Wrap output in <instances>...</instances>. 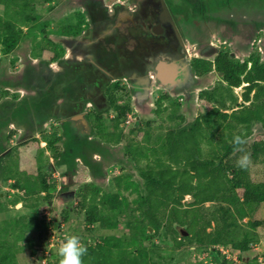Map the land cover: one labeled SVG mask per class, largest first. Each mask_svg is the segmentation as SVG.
I'll list each match as a JSON object with an SVG mask.
<instances>
[{"label": "trees", "instance_id": "obj_1", "mask_svg": "<svg viewBox=\"0 0 264 264\" xmlns=\"http://www.w3.org/2000/svg\"><path fill=\"white\" fill-rule=\"evenodd\" d=\"M35 1L0 0V44L4 47L3 53L13 49L21 38L18 24L37 20L38 15H32V10L37 7ZM60 31L77 33L68 29ZM41 32L46 31L43 29ZM51 42L48 40V44ZM53 47L51 60L62 57L60 47ZM191 64L198 76L214 68L225 82V86H214L211 90L204 89L198 93L206 109L192 121L168 130L155 127L152 132L151 128L157 124L136 120L133 127L124 133L119 127L125 121L128 107L119 103L116 104V115L110 118L108 124L112 127L111 131L105 129L107 127L102 118L100 123L99 118L95 120L99 141L105 144L110 141L113 144L124 142V154L138 170L137 180L125 167H121V173L111 178L107 191L94 183H85L79 191L71 190L74 197L62 203L64 208L56 206L57 203L52 204L54 183L48 179L54 167L49 158H60L56 144L61 137L48 138L45 134L41 135L45 147H39L34 155V173L20 171L16 177V172L5 169L2 181L11 189L24 192L7 199V194L0 191V212L7 217L0 222V264H18L16 255L26 247L32 257L42 253L47 248L52 231L49 223L34 211L40 207L49 208L57 219L53 221L55 223L51 221V225L59 226L61 221L68 220L75 197L78 199L77 208L83 210V228L89 231L92 228L95 233L89 234V242L76 236L69 249L64 251L50 248L45 264H172L174 251L183 246L189 251L194 246L199 253L206 252L213 258V264L236 263L228 262L233 260L225 258L226 255L217 259L220 255L218 246L239 251L238 259L246 256L251 248L250 242L254 240V229L264 223V219L252 217L253 210L264 203V181H254L250 174L251 164L264 165V141L258 140L245 147H241L240 143L248 136L252 120H260L264 128V100L261 99L264 86L260 85L264 82V62H260L258 54L238 62L221 50L213 62L194 58ZM242 83L246 85L238 103L233 88ZM251 91L253 94L250 97ZM107 96L111 103L115 100L117 103L119 99L113 93ZM170 100L168 94L160 96L155 100L153 112L168 111V117L183 122L184 116L178 113L180 101ZM93 111L100 113L97 108ZM140 126L145 129H141L145 139L152 144L148 145V150L139 149L138 145L144 139L140 141L134 137L141 131ZM115 131L117 134L112 135ZM202 145L211 150L207 157L198 151ZM45 150L51 155H46ZM59 169L65 178L66 170ZM9 180L12 182L7 183ZM187 195L190 201L185 202L183 199ZM18 203L21 204L20 212L9 214V210ZM191 214L196 216L194 220H189L188 215ZM244 218H248L245 224L250 226V233L241 226ZM120 227L125 229L118 231ZM178 227H184L188 234L182 235ZM34 231L36 236H28ZM155 237L160 240L166 237L167 243L163 241L162 245V241H154ZM198 261L209 264L203 259ZM260 263L263 264L262 260L253 256L249 264Z\"/></svg>", "mask_w": 264, "mask_h": 264}, {"label": "rangeland", "instance_id": "obj_2", "mask_svg": "<svg viewBox=\"0 0 264 264\" xmlns=\"http://www.w3.org/2000/svg\"><path fill=\"white\" fill-rule=\"evenodd\" d=\"M87 1L88 0H37L35 1L37 7L36 10H32V15L37 14L38 18L35 21H27L24 25H17V29H21V38L18 40L14 48L11 49L8 53H3L2 51L4 47L2 44H0V97L5 101L6 104H8L6 100L10 99L14 101L18 98L19 95H28L30 93L24 87V90L17 89L19 88L18 86H20L19 84L14 86H8V84H10V82L12 81L21 83V81H23V78L25 84H27L30 69L37 68L38 70H40L41 67H48L49 62L53 61L51 60V56L52 54H54L53 46H56L55 49L60 47L61 52L63 53L62 58L66 56V59L70 58V56L73 55L72 53L78 51H71V48H69L66 43L70 37L78 36L80 38L81 34H79L78 32L71 34L70 32L66 33L60 30L68 29V31H80L81 29L85 30L89 27V16L82 9L83 2L86 3ZM113 1L119 0H103V2L107 4H110ZM218 1L219 0H215L214 2L217 3ZM224 2H229L227 10L224 9V11L219 10L218 12H207L203 17L199 16L198 14H195V17H192L191 9H189V7L187 6L188 3L184 1L178 2L177 6L183 7L185 15L190 18V20L194 18V21L197 22L198 25H200V29L205 30L206 28L208 31V33L207 31H201L202 35L199 39L195 36V32L186 31L187 26L185 24L183 25V27L185 28H183V32L190 42V44L187 45V48H190L192 45H196V48L194 50H189L183 53V55H185L184 59L181 58V60H178V62H180V64H178L179 69H181L183 65L184 67L187 64L192 65L191 62L194 59L193 57H199L198 55L195 56L194 53L199 45H202V49L200 51L201 53H205V51L207 50L209 51V47L211 46L209 42L210 38L211 41L217 45L216 48H218L219 50L223 49V51H227L232 59L244 61L251 55L258 54L260 57V62H264V42L263 40H261V42L257 40L258 38L263 37L264 34V12H262V10L264 11V0H224ZM215 3L213 4V9L216 8ZM217 19L219 21H224V23L222 24L218 22ZM229 19H233L235 21V25L233 23L234 26L231 25ZM205 21L207 23L206 25L203 24V22ZM254 22L259 24L262 22L261 25H256V27L259 28L256 31L259 32L250 33V31H255L252 28V24ZM43 29H45L46 32L42 33L41 31ZM209 31L211 33L213 31L214 33L217 32L216 37H212V35L211 37H209ZM239 31L245 32L244 38L243 34H239ZM230 32H236L237 37L229 36V34H231ZM48 40H51L52 44H48ZM241 41L243 43H241ZM53 43L56 44L53 45ZM216 53V51L212 53L213 55H209L208 53V56H205V59L210 61L214 58V55H216ZM40 61L42 63V66L38 67V63ZM188 81L189 85L185 89L187 90V95L183 94L184 97L177 95L176 98L175 96H170L171 100L174 99L178 100V102L180 101L181 108L178 113L184 116L183 122L180 123L179 120L175 119V117H168V111L155 114L153 112V109L155 107L154 100L151 99L146 102L143 107H139L140 109L138 108V110H134L133 108L135 112L133 114L130 113L129 116H126V118H124L125 121L120 124L119 130L122 129L124 133H127L129 129L133 127V123L134 121H136V117L139 123L140 121L144 122L145 120H149L152 121V124H157L158 126H153L151 128L152 132L155 130V127L158 129L168 130L172 127L178 128L184 123L192 121L197 114L203 113L206 109V104L200 99V97H198V91L202 89H210V87H212L213 85L222 82V77L220 76V74L211 71L208 74L199 77L198 80L188 79ZM113 87L114 89L108 88V93H113L115 98L120 97L117 100V103L116 100L112 101L111 103L109 99H105L107 101L106 104L103 103V100L97 102V110L100 111V113H95V111L93 110L87 113V121H84L85 125H81L83 127H81L80 131L82 129L83 131L80 134L72 133L70 132L71 130H65L64 127L62 128L60 126L59 122L51 119H47L48 126L43 128V131L40 132V134L35 133L38 135L37 140L39 141L42 139V134H45L48 138L61 137V140L56 144L60 158L58 160L53 159L52 157L49 158L50 163H53L54 166L50 178L48 177L49 181L51 180L50 183H54V188L52 189V204L57 203L56 206L64 208L65 206L62 203L68 200L71 201V198L74 197L72 195V191H79V187L85 183H94L103 191H107L109 189V182L111 178L121 173V167H125L127 171L131 173V176L134 180H137L139 178L138 170H136L134 163L124 154V149L122 148L124 142L121 141L119 143L113 144V142L110 141L109 145L105 143L101 144L98 140L99 136L96 135L97 131H95V129H97V127L95 120L99 118L98 123H100L102 118L104 121V126L106 125L107 127L105 129L111 131L112 127L108 126L111 121L110 118L116 115V104L120 103L121 99H124L123 95L125 93V90H120L119 87ZM41 88L43 89V87ZM178 91L179 89L174 92ZM241 91L242 89H239L238 87L234 89V93L237 95H240ZM166 93L169 94V92ZM170 93H173V91H171ZM23 101L26 102L25 100H21V102ZM67 101L68 99L64 100L65 103H67ZM42 102L43 100L38 101V104L41 106ZM36 103L37 102L27 100V106L31 111L37 108ZM88 108H93V106L91 104H84L82 112H86ZM25 110L26 109L20 103L19 112L23 118L26 117ZM130 110L132 111V108ZM100 114L102 117H100ZM79 116V113L75 115V119L81 118ZM28 120L32 121L31 119ZM15 122H17V124L13 123V125H9L8 127L3 126L2 128H0V191H2L4 194H7V199L11 198L18 192L23 194L24 191L11 189L5 182L2 181L5 169L16 172V177H18V172L20 173V171H26V174L27 172L28 174H32V167L35 164L34 155L37 150H40L38 149L39 143L35 141H28V144L25 146H23V144L25 143L20 144V142H22L23 140L20 138V134H22V132L19 131L18 124L20 125L22 121L19 120L18 122L16 119ZM144 125L145 124H143V126ZM160 125L161 127H159ZM143 126H140L139 129H144ZM144 130L139 131L134 135V137H137L140 141L141 139H144L141 143H139V149L148 150L150 149L149 146H152V144L145 139ZM114 134H117V132L115 131L114 133H112V135ZM253 140L254 142L258 140L264 141V131L260 129L259 125H256L254 127L253 135L246 140V143L247 141L248 143H251ZM203 142H206V140L203 139ZM96 149L97 153H94V150ZM198 151L200 152V154L206 157L207 154L211 152L210 148L207 145H202V147ZM44 152L46 155H51L48 150H45ZM4 163L7 164L6 168ZM56 166H58V168ZM263 166L264 165L262 163L261 165H250V174L254 181H264ZM59 168H62V170H66V179L63 180L64 182L62 181V172L59 170ZM10 182L12 181L10 180L7 183ZM4 185H6L7 187L5 186L4 188ZM77 201L78 199L76 197L73 198L71 210L68 212V220L61 222L59 221V226L51 225V221H57V219L56 217L52 216L51 210L49 208L44 209L43 207H40L34 211L37 215L44 219L45 222L49 223L52 233L50 239L48 240L49 242L47 244V248H41L44 249L43 252L39 253V255H37L36 257H32L29 254L30 251L27 247L23 251H20L16 255L18 264H38V261L40 264H45L47 260L46 257L50 255V248L54 249L56 247V249L63 251L66 250L65 248L69 249L70 244L73 243V240L76 236H79L80 239L85 238L87 242L90 241V235H92V233L94 234L95 230H92V228H90L91 230L89 231L83 228V210H79L77 208ZM183 201H190V197L188 195L185 196ZM5 206H8V204H6ZM19 207H21L20 203L10 209L8 213L17 214L18 212H20L19 209H21ZM4 216L5 213L0 212V222H2L4 218H7ZM188 217L190 218L189 220H194L196 216L194 214H191L188 215ZM252 217L254 219H264V203L260 204L253 210ZM242 221L244 222H241V226L243 228H246L247 232L250 233V226L245 224V222L248 221V218H244V220ZM122 229L125 228L120 227L118 231H121ZM177 229L180 230L181 234L184 236L188 234L184 227H178ZM35 233V231L30 232V235L28 236H34ZM254 233V240L250 242L251 248L243 258L238 259L237 256H239L240 252L231 250L228 247L218 246V252L222 255H226L225 258L233 260L228 262L235 261V264H249L251 263V257L253 256H257V258L261 259L264 264V259L262 258L264 257V223L256 227L254 229ZM36 241H40V243L44 242H41V240ZM154 241H162L161 244L163 245V241L164 243H167V238L162 237V240H160L155 237ZM190 250L191 251L188 250V247L183 246L179 250L174 251V260L172 264H200L198 263V260L204 258L205 254L198 253V251L195 250L194 246H191ZM212 259L208 256L203 260H205L204 262L206 263L213 264ZM217 259L220 260L223 259V257L218 255Z\"/></svg>", "mask_w": 264, "mask_h": 264}, {"label": "flooded vegetation", "instance_id": "obj_3", "mask_svg": "<svg viewBox=\"0 0 264 264\" xmlns=\"http://www.w3.org/2000/svg\"><path fill=\"white\" fill-rule=\"evenodd\" d=\"M179 1L188 3L192 17H195V14L203 17L207 12L224 11L229 5V2L226 3L224 0H219L217 3L214 2L215 0H119L110 4L103 0H88L86 3L83 2L82 9L89 16V27L77 31L81 34V39L73 36L66 43L71 51H78L72 53L73 55L67 58L64 65H60L61 67L56 71L51 68L47 71L30 69L27 84L23 78L22 87L26 85L28 87L26 90L31 91L34 88L33 84L38 86L41 79L47 75L50 90L46 93L47 97L43 99L40 111L50 112L51 120H56L62 128L76 134L83 131L80 129L83 127L81 125L84 123L83 116L86 113L82 111L89 95L96 102L103 100L106 104L105 99H108L110 86H119L120 90H125L117 79L110 78L112 75L136 71V76L140 75L137 80L140 90L137 89L136 93L142 94L146 100V87L152 83L148 74L151 65L160 58L177 62L185 57L183 53L196 48V45L187 48L190 42L183 32L185 29L183 25L187 26L186 31H207L206 28L200 29V25L194 21V18L190 20L185 15L183 7L177 6ZM214 3L215 9H213ZM104 20L110 23V31L109 29L93 31V22L98 25V28H104L102 27ZM229 20L233 25L235 21ZM206 21L203 24L206 25ZM217 21L224 23L218 19ZM254 23L252 28L256 31L259 29L256 25L261 23ZM199 48L201 45L194 53L205 56L206 53H201ZM76 55L78 59H75ZM154 84L156 86L153 85V91H157L159 86L155 81ZM86 88L94 94H85ZM56 96L62 97L59 102L61 107L58 108L54 104ZM125 97L126 93L123 95V98ZM67 99L65 103L64 100ZM97 106L96 103L88 111H92ZM78 113L81 118L75 119Z\"/></svg>", "mask_w": 264, "mask_h": 264}, {"label": "crops", "instance_id": "obj_4", "mask_svg": "<svg viewBox=\"0 0 264 264\" xmlns=\"http://www.w3.org/2000/svg\"><path fill=\"white\" fill-rule=\"evenodd\" d=\"M90 4H92V3H90ZM103 26H104V28H98V25H95V23L93 22V31H96L97 29H99V30L100 29H104L105 31L109 29V31H110V28H111L110 23H107L104 20L102 27ZM193 32H195V36L197 38H199V39L201 38V35H202L201 34V31H193ZM255 32H259V31H250V33H255ZM207 33H208V31H207ZM216 33H214V31L212 33L209 31V37H211V35H212V37L213 36L216 37V35H217ZM230 33L231 34H229V36L237 37V33L236 32H233V33L230 32ZM239 34H241V35L243 34V38H244V34H245L244 31H239ZM260 38H258L257 40H259L260 42H261V40H263V42H264V34H263V37H260ZM209 42H210V45L211 46L209 47V51L208 50L205 51V53L207 54V55H205L206 57L208 56V53L210 55L214 51H216L218 53L219 51L223 50V49H220L219 50L218 48H216L217 45L214 44L211 41V38H210V41ZM241 43H243V42L241 41ZM199 49H202V48H199ZM199 51H201V50H199ZM78 53L79 54H82L80 52H78ZM217 53H216V55H217ZM197 55L199 57H193V58H203V59L206 58L204 55L195 54V56H197ZM216 55H214V58L216 57ZM52 57H53V54H52L51 58ZM61 58L62 57H59V59H56V60H53L52 62H49V66L48 67H46V68L43 67L44 69L41 67L40 70L41 71L42 70L43 71H47V69H49V68H51L52 70H55V71L58 70V68L61 67L60 65H64V62L67 61L66 56L64 58H62V59ZM214 58L211 59L210 61L213 62L214 61ZM75 59H78V55L75 57ZM234 60H236V59H234ZM71 61H73V60H71ZM236 61H238V62H244V61H239V60H236ZM53 62H54V64H53ZM172 62L176 63V65H177L176 68L172 64ZM159 63H163V65H161V66L166 71V73H167V71L168 72L170 71V73L172 74V76L170 78L168 77V79L162 80L160 77H158L157 66H158ZM178 64H180V62H178V61L176 62V61H173V60L160 58L155 64H152L151 65V68H149L148 74H149V77L152 79V83H151V85H147V87H146V89H147V91L145 93L146 100H144V96L142 94L138 95L136 93V90L137 89L140 90V87L138 86V81H137L140 78L139 77L140 75L137 74V76H136V71H133V72L126 71V72H122V73H117L116 75H112L110 78L117 79L120 82V84L123 85V87L125 88V91H124L126 93V97L124 98L125 100L122 101V99H121L119 104L122 105V106L129 105V106H127L128 107V110L126 112V116H129L130 113L133 114L135 112L134 111L135 109L138 110L139 107H143L144 104L146 102H148V100L153 99L154 100V104H155V100L158 99L159 96L168 94L166 92H169L168 95L169 96H175V98H176L177 95H180L181 97H184V95H187V93H186L187 90H185V89L189 85L188 79H190V80H198L199 77L204 76V75L198 76L196 74L195 70L193 69L192 65L187 64L185 67L183 65V67L181 69H179ZM171 65L174 66L172 69H170V66ZM40 66H42L41 61L38 63V67H40ZM30 67H32V66H30ZM211 71H214L215 73L220 74V73L216 72L214 70V68H212ZM211 71H209V72H211ZM208 73H206V74H208ZM167 75H168V73H167ZM220 76L222 77L221 74H220ZM154 81L159 86L157 88V91H153V85L156 86L154 84ZM18 84L20 86H18L19 88H17V89H23V90H24V88L27 89L26 86H24V88H23L22 87V84L20 82H15V81L10 82V84H8V86H12V85L14 86V85H18ZM245 85H246V83H242L240 86H238V88L239 89L241 88L242 91H243ZM260 85L261 86H264V82H261ZM214 86H217V87L218 86H225V82L223 81V78H222V82L217 83V84L213 85L212 87H210V89H206V90H211ZM33 87L34 88L31 89V91H29L30 93L28 95H23V94L22 95H19L18 98L16 100H14V101H12L10 99L9 100H6L8 102V104H6L5 101L2 100L1 97H0V128H2L3 126H7L8 127L9 125H13V123L17 124V122H15L16 119H17L18 122H19V120H21L22 122H21L20 125L18 124V127H19V131L22 132V134H20V138L23 141L20 142V144L25 143V144H23V146H25V145L28 144V141H32V142L35 141V142L39 143V147H44L45 141H42V140L39 141V140H37L38 135L35 134V133H39L40 134V132L43 131V128H45V127L48 126L47 119H50V117H52V116H49L50 115V112L44 111V113H43L42 111H40L41 106L38 104V101H42L45 98V96L47 97L46 93H47L48 90H50V85L48 83V76L46 75V77H44L43 79H41V81L39 82L38 86H37V84L36 85L33 84ZM41 87H43V89ZM235 88H237V87H234L233 88V93H234V89ZM177 89H179V91L178 92H174ZM202 90H204V89H202ZM55 91H57V90H55ZM171 91H173V93H170ZM200 91H198V92H200ZM242 91H241L240 95H237V94L234 93L235 96L237 97L238 103H240L241 100H242V95H241L242 94ZM253 91H251L250 97L252 96ZM84 93L85 94H89L90 92L86 88V89H84ZM90 94L93 95L94 92H93V94L92 93H90ZM61 98L62 97H58V96L55 97L54 104L56 105V108L61 107L60 104H59V102H61V100H60ZM83 98L84 97H82V101H83ZM33 99H35V100H33ZM261 99L264 100V96ZM21 100H25L26 102H24V101L21 102ZM27 100H31L33 102H37L36 103L37 108L34 109L35 111L34 110L31 111L28 108V106H27ZM142 101H144V102H142ZM20 103L26 109L25 110V114H26L25 116L26 117H24V118L21 116V114L19 112ZM84 103L85 104H91L93 106V105H96L97 102L92 98V96L90 97V95H89L88 99L85 100ZM245 104H248V103H245ZM131 108H132V111L130 110ZM133 108H134V110H133ZM89 109H91V108H88L87 111L84 112V113H86V115L83 116V120L84 121H87V113L91 111V110L88 111ZM225 111H227L228 113L230 112V110H225ZM262 116H264V111L262 112ZM79 117H81V115ZM28 119H31L32 121H29ZM136 120H137V117H136ZM256 125H259L260 126V129H262L264 131V128L262 126V122L260 120H256V119L252 120L250 122V126H249V131L250 132H249V134H248L247 137H245V138L242 139V141L240 143L241 144L240 145L241 147L242 146H244V147L245 146H249L252 142H254L255 139L251 143H248V141L246 143V140L250 136L253 135L254 127ZM10 128H12V127H10ZM99 142L101 144L104 143L103 141H99ZM107 145H109V144H107ZM96 151H97V149L94 150V153H97ZM56 167L58 168V166H56ZM0 178H1V174H0ZM65 179L66 178L63 179V177H62V181L65 180ZM5 186L6 185H4V188H5ZM1 194L2 193H0V195Z\"/></svg>", "mask_w": 264, "mask_h": 264}, {"label": "water", "instance_id": "obj_5", "mask_svg": "<svg viewBox=\"0 0 264 264\" xmlns=\"http://www.w3.org/2000/svg\"><path fill=\"white\" fill-rule=\"evenodd\" d=\"M172 64L175 66V68L177 67L176 63L172 62ZM161 65H163V63H159L157 66L158 77H160L162 80L168 79V77L170 78L172 76L170 71L169 72L167 71L168 73L167 75L166 71L163 69ZM173 65L170 66V69L174 67Z\"/></svg>", "mask_w": 264, "mask_h": 264}, {"label": "clouds", "instance_id": "obj_6", "mask_svg": "<svg viewBox=\"0 0 264 264\" xmlns=\"http://www.w3.org/2000/svg\"><path fill=\"white\" fill-rule=\"evenodd\" d=\"M199 253V252H198ZM202 253H204L205 254V257L204 258H202V259H206L207 257H208V254L206 253V252H202ZM220 254V253H219ZM222 254H220V256H221ZM205 261V260H204Z\"/></svg>", "mask_w": 264, "mask_h": 264}]
</instances>
